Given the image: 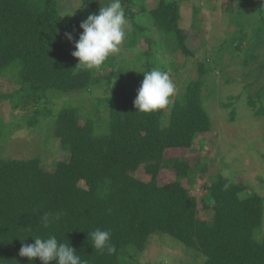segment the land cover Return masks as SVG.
Returning a JSON list of instances; mask_svg holds the SVG:
<instances>
[{
    "label": "trees",
    "instance_id": "16d2710c",
    "mask_svg": "<svg viewBox=\"0 0 264 264\" xmlns=\"http://www.w3.org/2000/svg\"><path fill=\"white\" fill-rule=\"evenodd\" d=\"M125 1L131 4L133 0ZM82 2L96 14L104 6L102 0ZM236 6L227 10L238 14L241 9ZM261 8L263 12L264 2ZM141 10L151 14L181 53L195 54L198 44L190 46L192 32L179 27L178 1L160 0L155 9L143 5ZM129 13L125 15L134 16ZM79 26L61 13L59 0H0V73L14 68L21 85L12 96L16 103L38 104L59 93L84 95L104 79L110 92L97 99L87 118L72 101L44 114L52 117V135L68 153L54 169L44 166L41 158H0V264H30L28 258L19 256L22 243L51 235L69 243L88 264H121V256L129 251L137 256L144 252L154 234L169 235L202 253L203 264H264V236L258 234L264 198L247 194L245 183L218 173L203 186L199 200L185 185L202 181L206 167L191 163L189 157L166 156L167 150L191 149L197 139L215 129L206 107L214 116L224 114L229 120L243 118V105L254 116H263L264 62L255 54L259 42L242 60L239 89L229 87L227 81H220L226 84L223 90L218 84L205 87L203 79L210 68L200 62V78L172 96L167 107L146 114L134 107L144 77L133 92L126 87L128 75L123 69L112 68L104 77L97 73L99 69L76 67L78 60L71 53ZM256 62L259 65L253 67ZM205 89H209L207 94ZM103 109L108 111V120L101 127L94 119ZM36 112L30 127L41 121L42 112ZM3 127L5 123L0 122V140ZM167 174L168 181H162ZM58 212L61 218L45 227L40 217ZM98 228L110 230L114 254L92 246L88 234ZM33 264L42 262L36 258Z\"/></svg>",
    "mask_w": 264,
    "mask_h": 264
},
{
    "label": "rangeland",
    "instance_id": "374dc122",
    "mask_svg": "<svg viewBox=\"0 0 264 264\" xmlns=\"http://www.w3.org/2000/svg\"><path fill=\"white\" fill-rule=\"evenodd\" d=\"M82 1L59 0L61 13L81 24L95 13L91 6H83ZM102 1L103 7L110 2ZM159 1L133 0L129 4L121 0L125 14H131V11L134 16L125 15L128 20L126 38L119 46V51L96 68V71L99 69V75L107 77L112 68L115 71L123 69L124 75H128L126 87L134 92V85L144 77L143 73L158 69L169 74L176 88L175 96L183 93L190 81L200 78V62H207L210 68L203 79L205 87L211 88L218 84L217 88L220 89L226 85L220 81L229 82V87L234 85V89L240 88L238 84L242 80L238 77L244 71L241 69L242 60L249 55L250 47L255 48V43L259 42L255 54L264 62V10H260L261 0H175L180 5L179 27L192 32V48L198 44V49L191 56L181 53L174 39L167 37L155 25L151 14L141 10L143 5L147 10H153ZM236 4L241 9L238 14L227 10V6L234 8ZM82 31L80 28V34ZM236 45L241 46L240 51L234 49ZM258 62L253 67H257ZM7 70L0 73V122L5 123L4 136L0 140V158H41L44 166L54 169L59 161L68 157V153L52 135V117L44 114L50 110L57 112L67 101H72L73 106L81 110L83 118L89 117L94 112L97 99L110 95L106 91L107 81L104 79L84 95L59 93L38 104L26 103L24 100L16 103L12 96L21 89V85L15 80L14 68ZM244 81L248 83L245 77ZM208 92L209 89H205V93ZM240 108L243 118L229 120V116L224 114L214 116L206 107L213 116L215 129L197 139L191 149L166 151L168 157H189L191 163L199 162L206 167L203 177L200 176L202 181H197L191 187L185 185L192 189L199 200L203 186L218 173L229 174L234 181L245 183L247 194L257 193L264 198V113L262 117H256L247 105ZM37 110L42 112L39 116L41 121L37 126L30 127L29 120L37 114ZM98 116L94 121L103 127L108 120V111L103 109ZM168 179V174L165 178L162 176V181ZM204 216L207 217L205 213ZM258 234L264 236V220ZM204 261L202 253L194 252L166 234L152 235L140 255H135L131 250L120 258L121 264H203Z\"/></svg>",
    "mask_w": 264,
    "mask_h": 264
},
{
    "label": "clouds",
    "instance_id": "9594fccd",
    "mask_svg": "<svg viewBox=\"0 0 264 264\" xmlns=\"http://www.w3.org/2000/svg\"><path fill=\"white\" fill-rule=\"evenodd\" d=\"M79 27L83 31L75 42V51L71 53L78 60L76 67L85 70L99 68L110 55L119 51V46L126 38L128 20L121 0H110L107 6L99 8L98 14H90ZM65 35L69 41H72L73 37L70 33ZM143 75L144 79L134 101L136 111L147 114L167 107L176 91L169 74L153 69ZM61 215L62 213L59 212L55 215L44 213L40 219L47 227L50 223L59 220ZM88 235L91 236L92 246L96 250L101 253L107 251L109 255L116 252V247L111 242L110 230L98 228ZM19 256L28 258L30 264H33L36 258H39L42 264H50L52 261L56 264H88L86 260H81L69 243L59 242L54 235L46 239L36 237L32 244L22 243Z\"/></svg>",
    "mask_w": 264,
    "mask_h": 264
}]
</instances>
